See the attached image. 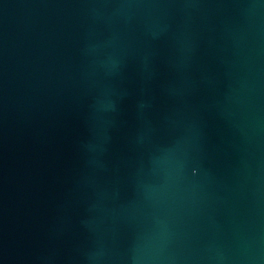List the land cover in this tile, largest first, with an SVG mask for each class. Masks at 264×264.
<instances>
[{"label":"water","instance_id":"obj_1","mask_svg":"<svg viewBox=\"0 0 264 264\" xmlns=\"http://www.w3.org/2000/svg\"><path fill=\"white\" fill-rule=\"evenodd\" d=\"M0 264H264V0H0Z\"/></svg>","mask_w":264,"mask_h":264}]
</instances>
